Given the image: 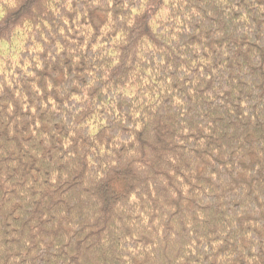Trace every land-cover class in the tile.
<instances>
[{"label":"trees","instance_id":"1","mask_svg":"<svg viewBox=\"0 0 264 264\" xmlns=\"http://www.w3.org/2000/svg\"><path fill=\"white\" fill-rule=\"evenodd\" d=\"M0 264H264V0H0Z\"/></svg>","mask_w":264,"mask_h":264}]
</instances>
